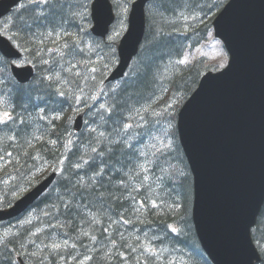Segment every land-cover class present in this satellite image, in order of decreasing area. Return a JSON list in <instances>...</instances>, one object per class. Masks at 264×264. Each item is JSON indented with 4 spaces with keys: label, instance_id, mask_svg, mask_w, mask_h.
Wrapping results in <instances>:
<instances>
[{
    "label": "trees",
    "instance_id": "1",
    "mask_svg": "<svg viewBox=\"0 0 264 264\" xmlns=\"http://www.w3.org/2000/svg\"><path fill=\"white\" fill-rule=\"evenodd\" d=\"M43 1L23 2L0 25L35 67L31 81L20 85L0 56V116L9 117L0 133V207L21 187L37 183L47 167L63 164L64 173L27 222L13 223L9 237L0 235V264H16L18 255L27 264H60L75 253L87 255V264H169L164 252L184 264H210L191 224V176L182 152L177 143L157 140L148 150L143 124L166 102L179 107L196 87L208 67L191 53L208 37L210 15L222 0L149 3L139 53L127 75L110 85L102 83L117 60V40L111 51L112 35L106 41L91 37L86 1ZM90 51L112 55L106 71L91 75L80 67ZM88 93L93 99L100 94L93 101ZM79 96L95 120L93 129L76 135L70 121ZM42 122L45 131L37 135ZM252 233L264 244V205ZM55 238L69 247L53 251ZM148 245L159 252L144 259Z\"/></svg>",
    "mask_w": 264,
    "mask_h": 264
},
{
    "label": "water",
    "instance_id": "2",
    "mask_svg": "<svg viewBox=\"0 0 264 264\" xmlns=\"http://www.w3.org/2000/svg\"><path fill=\"white\" fill-rule=\"evenodd\" d=\"M18 1L1 0L0 17ZM147 1L132 5L110 80L122 77L138 51ZM91 17L93 34L105 36L113 20L107 0H94ZM212 25L229 54L228 66L200 79L177 122L193 176L192 220L214 264H252L257 255L249 229L264 198V0H230ZM0 52L18 56L1 36ZM12 72L19 82L32 74L29 67ZM42 191V185L35 188L0 219L17 215Z\"/></svg>",
    "mask_w": 264,
    "mask_h": 264
},
{
    "label": "bare ground",
    "instance_id": "3",
    "mask_svg": "<svg viewBox=\"0 0 264 264\" xmlns=\"http://www.w3.org/2000/svg\"><path fill=\"white\" fill-rule=\"evenodd\" d=\"M25 2V1H24ZM23 4V2L20 4V5H22ZM181 7V6H180ZM169 8V7H168ZM185 9V8H184ZM168 19V18H167ZM92 28L89 26V33H90V35H91V37H93L94 38V34H93V32H92V30H91ZM107 40V39H106ZM106 40H104V41H106ZM73 49H75V48H73ZM65 53V52H64ZM63 54V53H62ZM115 54H116V59H117V57H118V42H116V46H115ZM67 59V58H66ZM75 60V59H74ZM71 62V61H70ZM69 62V63H70ZM32 65V67H33V70H34V72H33V74L31 75V77H29V79L28 80H26L25 82H19L17 79H16V77L13 75V72H12V70H13V68H15V69H23V68H28L29 66H31ZM71 65V64H70ZM9 70H10V74H11V76H12V78H13V80L17 83V84H20V85H25V84H27V83H29L30 81H31V79L33 78V76H34V74H35V67H34V65L33 64H31L30 62H26L24 59H21V60H13V61H9ZM44 70V69H43ZM65 70H67V69H65ZM68 71V70H67ZM70 71V70H69ZM46 74V73H45ZM50 74V73H49ZM48 74V75H49ZM53 78V77H52ZM55 79V78H54ZM59 79V78H58ZM42 80V79H41ZM66 83V82H65ZM70 84V83H69ZM82 84V83H81ZM86 86V84L84 85V87ZM55 87V86H54ZM103 97V96H102ZM53 99V98H52ZM33 101V100H32ZM62 101H64V100H62ZM121 101H123V100H121ZM74 102V101H73ZM32 103V102H31ZM33 104V103H32ZM63 104V103H62ZM24 106V105H23ZM31 106V105H30ZM61 106V105H60ZM68 108V107H67ZM29 109V108H28ZM75 113H78V112H80L79 110H75L74 111ZM83 112H85V113H87V111H86V108H84L83 109ZM129 120V119H128ZM130 121V120H129ZM128 126H129V124H128ZM106 127V126H105ZM102 154V153H101ZM98 156V155H97ZM76 162V161H75ZM85 162V161H84ZM74 163V162H73ZM85 163H87V162H85ZM77 165V164H76ZM96 165V164H95ZM82 168V167H81ZM79 169V168H78ZM80 170V169H79ZM55 179H56V175H54L53 176V178L49 175V174H44L42 177H41V179L37 182V183H35L32 187H34V188H37V187H39L40 185H42L43 186V194H45L50 188H51V186L53 185V183H54V181H55ZM45 180H47V181H45ZM45 181V182H44ZM70 195H69V193H68V195H67V197H69ZM79 202V201H78ZM67 204H70V201H67ZM77 206V205H76ZM28 220H29V218H30V214L28 215ZM25 220V219H24ZM24 220H19V221H16V222H14V223H17V222H23ZM64 222V221H63ZM66 227V226H65ZM71 231V230H70ZM26 246V245H25ZM65 246H67V247H69V243H68V241H59V239L58 238H55V239H53L52 240V242H50V247L52 248V250L53 251H55V250H58V249H61V248H64ZM66 247V248H67ZM26 248V247H25ZM24 248V249H25ZM26 250V249H25ZM32 252V251H31ZM82 253V252H81ZM84 253V252H83ZM57 255H60V254H57ZM17 258H21L19 255L18 256H16ZM15 257V258H16ZM60 257V256H59ZM80 253H78V254H74V257L70 260V259H66L65 257H61V258H63V259H66V260H68L69 262H65V260H63L64 262H62V261H60V263L61 264H87V262L90 260V259H88V257H87V255L86 256H82V257H80ZM22 259V258H21ZM74 263H73V262Z\"/></svg>",
    "mask_w": 264,
    "mask_h": 264
},
{
    "label": "rangeland",
    "instance_id": "4",
    "mask_svg": "<svg viewBox=\"0 0 264 264\" xmlns=\"http://www.w3.org/2000/svg\"><path fill=\"white\" fill-rule=\"evenodd\" d=\"M156 17L159 18L161 16L160 15H157ZM120 22L118 23V25L120 24ZM123 28H124L123 26L119 25L118 26V29H117V32L115 33V35L116 36H120L122 34L121 32H122ZM87 43H89V42H87ZM113 44H114V38H110V40L108 41V48L111 51H112V48L111 47L113 46ZM88 48L90 49V46H88ZM215 49H216L217 52L215 51ZM203 54L207 55L210 58V60H213L214 57H216V56H219L220 57V55H221V53L217 49V44L213 40H211L210 41V44L207 45L203 49ZM222 57H224V56L222 55ZM112 62H113L112 55H110L109 59H107L106 56L103 55V54H94L92 51H90V52L86 53V55L83 56V58L81 59L80 67H84V69L87 72H89V73L97 72V73L100 74V71H102V70L106 71V68ZM84 85L85 84L82 83V87H84ZM99 94L96 95L95 99L92 98V95L90 97V94L89 93L86 95V97L87 98H90L93 101H96L97 98L99 97ZM81 100H82V105L88 101L85 98H82ZM82 108L84 109L85 107L84 106L77 105V107H76L75 110L81 111ZM18 192H19V190L17 191V193ZM71 192H74V190H71ZM69 195H70V192H69ZM67 201H68V199H66L64 203L67 204ZM27 221H28V218H26L22 223H25ZM7 231H12V228L5 229L4 230V233H6ZM4 233H2V235H4ZM61 261L64 262L63 260H61Z\"/></svg>",
    "mask_w": 264,
    "mask_h": 264
},
{
    "label": "snow or ice",
    "instance_id": "5",
    "mask_svg": "<svg viewBox=\"0 0 264 264\" xmlns=\"http://www.w3.org/2000/svg\"><path fill=\"white\" fill-rule=\"evenodd\" d=\"M6 115V114H5Z\"/></svg>",
    "mask_w": 264,
    "mask_h": 264
}]
</instances>
